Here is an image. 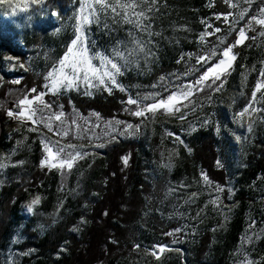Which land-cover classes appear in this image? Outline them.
I'll return each instance as SVG.
<instances>
[{"label":"rangeland","instance_id":"rangeland-1","mask_svg":"<svg viewBox=\"0 0 264 264\" xmlns=\"http://www.w3.org/2000/svg\"><path fill=\"white\" fill-rule=\"evenodd\" d=\"M49 1L59 4L66 2V0H43V3L41 0H0V21L3 28L7 31H18L21 24L30 19L32 12L46 11ZM163 2L164 0H157L153 11L147 13L149 20L145 23L150 25L147 32L134 29L133 25L124 22L120 17L114 20L111 15H104L100 24L86 26L87 39L93 43L95 52L111 54L114 46L123 50L125 44L131 49L135 47L129 43L133 36L145 45L144 52H137L135 56L130 57L132 64L122 76L117 77L118 82L126 89L123 92L113 88L109 94L102 88L86 89L81 83L78 88L71 90L61 88L57 94L53 95L45 87L49 83L45 76L66 53L60 54L61 49L68 44L71 37L74 39L76 36V17L80 14V0H72L64 11L54 9L50 13V19L55 23L54 27L43 37L38 47L27 50L23 61L5 53L0 48V86L5 74L35 72L42 78V91L29 95V99L38 93H46L43 99L52 105V111H63L65 114L63 123L55 120L48 122L52 124L54 132L62 133L65 130L68 132V135L64 137L54 135L44 127L43 123L21 122L10 117L12 121L4 126V142L10 141L11 145L0 152V162L6 165L0 168V187L6 179L8 170L17 164L13 158L20 152L31 149L35 143L40 146L41 162L45 156L41 140L45 138H50L53 142L59 140L62 145H77V150L89 154L74 163L71 170L76 173V176H80L86 164L99 158L100 152L107 145L117 141H133L138 145V159L143 179L150 184L151 191L145 196V207L137 223L141 235L138 240L141 243L112 264H209L213 247L237 216L242 220V229L237 242L228 252L225 264H249V262L262 264L264 261V174L258 175L250 182L241 181L240 174L246 166L248 156L251 158L264 152V148L260 149L257 143L264 137V110L252 112L249 108V114L243 117H238V113L252 101L256 84L264 83V77L261 76V72L264 71V35H260L264 31V26L254 24L255 31L246 28L249 19L258 16L260 9L264 8V0H249V2L234 0L232 3H238L237 7H230L227 3L229 13L233 14L229 16V21L233 22V31H229V24H225L223 20L221 31L215 35L206 36L204 42H201L199 33V43L195 52L188 53L182 50L179 54L177 70L148 81L149 75L155 70L159 44L176 46L181 41L191 40L186 34L188 24L175 23L170 25L172 34L166 36L161 43L159 37L161 32L155 21L154 10L163 6ZM245 9L247 13L243 19H240V13ZM69 10L70 13L63 19L62 15ZM53 12L56 15H53ZM216 21L217 19L213 18V22ZM104 24H107V28ZM208 24L211 22L205 23V32L211 33L218 28L214 27L209 31ZM241 28H245L249 38L245 39L243 44L233 48L236 59L231 62V67L221 74L223 84L219 91L213 89L220 85V80H217L211 88L207 87L214 79L213 76H209L203 83L192 89L188 99L180 101V105H186V107H180V112L168 115L160 109L154 115L146 113L144 117L131 114L137 106L126 103L129 97L140 99L150 94H159L155 97L158 100L161 97L167 98L170 93L178 91L180 87L195 85L207 68L215 66L218 62L220 50L239 38L238 32ZM130 32L133 36H129ZM218 37L223 38L225 43L220 44ZM213 48H216L217 55L209 64L201 66L197 63V56H207ZM145 53L149 54L146 56ZM7 57L12 59H6ZM93 63L98 65L99 61L93 60ZM251 75L255 76L251 97L242 108L235 111V104L243 96L246 82ZM161 77L165 79L162 81ZM13 80L16 81L18 78ZM86 90L91 91L92 95H85ZM261 92H264V89H261ZM261 92L256 94L259 103H253V107L257 109H264ZM113 93L125 97L121 107L122 117L104 118L98 113V118L95 111L81 113L72 101V98L76 97L95 100L102 95ZM51 97L67 98L68 102L65 105L58 104L52 101ZM151 103H153L152 99L143 100L141 107ZM18 111L19 108L16 107L14 113ZM49 114V110L45 109L44 115ZM40 115L37 113L36 119H39ZM181 115L183 119L178 118ZM73 120L76 124L72 123ZM115 121L122 123L115 124ZM109 122L112 124L109 125ZM126 124L133 125V129L124 131ZM137 125L138 130L135 129ZM249 125H251V131L248 130ZM29 128H37L38 131H28ZM192 128L196 130L192 131ZM201 130L210 131L216 139V167L225 173V182L222 185L211 181L209 177L210 183H205L201 176L203 171L200 169L197 175L182 173L174 176L181 151L191 153L190 138ZM237 136L240 137L239 141L236 139ZM17 141H23V143L18 145ZM100 144L104 146H95ZM51 171L62 173L55 168ZM217 186L224 191H217ZM72 192L69 189L68 192L62 191L61 194L69 195ZM36 195L39 194L31 192L21 206L18 217L14 220L12 234L0 251V264H34L40 259H32L35 252L22 250L20 247L27 239L23 231L31 216V213L26 211L25 205ZM37 206L38 204L34 206V209ZM83 224L84 221L83 223L79 221L77 229H80ZM176 229L181 231H175ZM29 231L41 237L46 233L47 228L34 225L29 227ZM149 232H155L154 243L148 241L151 236ZM205 232L210 234L208 251L201 261H192L190 254L193 246L197 238L202 237ZM61 251L63 252V249ZM31 259L33 261L30 262Z\"/></svg>","mask_w":264,"mask_h":264},{"label":"trees","instance_id":"trees-1","mask_svg":"<svg viewBox=\"0 0 264 264\" xmlns=\"http://www.w3.org/2000/svg\"><path fill=\"white\" fill-rule=\"evenodd\" d=\"M71 2L72 0H66L64 4H59L49 1L46 11L32 12L30 19L21 24L18 31L5 30L0 21V48L23 61L27 50L38 47L43 37L54 27L50 13L54 9L64 11ZM163 3V6L154 10L155 21L161 32V43L166 36L172 34L170 25L175 23L188 24L186 34L191 40L181 41L176 46L159 44L155 70L149 75L148 81L177 70L178 56L182 50L195 52L199 33H205V23L202 21L211 22V31L214 27H222L223 15L229 13L225 0H164ZM69 13L70 10L66 11L62 18L65 19ZM218 15L221 19L213 22V18ZM72 39L73 37L68 44ZM68 44L61 49L60 54L66 52ZM13 78H18L20 82L15 83ZM254 83L255 76L251 75L243 96L235 104V111L248 102ZM42 84V78L32 71L3 75L0 86V152L11 145L10 141L4 142V126L12 121L7 111L14 112L17 100L24 94L31 96L33 93L29 90L34 88L36 92L42 91ZM51 99L63 105L68 102L67 98ZM72 101L81 113L95 111L104 118H114L122 117L121 107L125 97L113 93L95 100L76 97ZM215 143L216 139L210 131L201 130L192 136L189 141L191 153L181 151L174 176L182 173L197 175L200 169L211 181L224 184L225 173L216 167ZM257 143L263 149L264 137ZM263 153L251 158L248 156L246 166L241 170V181L250 182L264 174ZM123 158H127L126 165ZM40 159L41 150L37 143L31 149L20 152L13 158L17 164L8 170L0 187V251L11 236L14 220L31 192H37L41 199L28 218L23 231L27 239L20 247L22 250H33L35 255L32 259L40 258L34 264H112L141 243L138 240L141 235L137 223L151 186L143 179L138 145L135 142L117 141L107 145L100 152L99 158L86 164L80 176H76L72 170L66 174L49 171L40 166ZM20 161L23 163H19ZM69 189L73 191L69 195L61 194ZM82 220L84 224L77 229ZM34 225L46 227V233L41 237L36 236L29 231V227ZM241 229L242 220L237 216L213 247L209 264H225L228 252L237 242ZM154 233L149 232L151 236L148 241L152 243L156 241ZM209 239L208 232L197 238L190 254L192 261L204 258ZM32 259L29 261H33Z\"/></svg>","mask_w":264,"mask_h":264},{"label":"snow or ice","instance_id":"snow-or-ice-1","mask_svg":"<svg viewBox=\"0 0 264 264\" xmlns=\"http://www.w3.org/2000/svg\"><path fill=\"white\" fill-rule=\"evenodd\" d=\"M230 7H237V4H233L231 0H225ZM249 2V0H245ZM43 3V0H41ZM157 0H80V14L76 17V36L71 42V46L68 47L65 55L60 59L57 65H54L52 70L47 73L45 79L49 81L45 87L53 95L57 94L61 88L65 90H71L78 88L81 83H83L86 89L92 88H102V90L107 91L111 94L113 88H118L120 91H126V89L118 82L117 77L122 76L124 71L132 64L130 57H133L137 52H144L145 45L136 40L133 36V33H129V36H133V39L129 41L130 44L135 45V47L129 49L128 45H124V49L114 46L111 54H104L93 51V43L87 39V27L91 24H100L101 19L104 15H111L115 20L117 17L123 19L124 22L133 25L134 29H139L147 32L150 28L149 24H146L145 21L149 20L148 12L153 11V8ZM247 13V9L242 10L240 13V19H243ZM56 15L55 12L52 13ZM232 13L223 15V20L225 24H229V31H233L232 23L229 21V16H232ZM216 19H221V16L218 15ZM235 19V18H234ZM202 23H206L202 21ZM254 24H259L264 26V8L260 9L258 16H253L249 19L246 28L250 31H255L253 27ZM104 27L107 28V24H104ZM207 27L211 28L212 25L208 24ZM220 28H215L211 33L205 32L201 34V42L205 41L206 36L215 35L217 32H220ZM149 35L151 33L149 32ZM264 35V31L260 33ZM238 39L234 43L228 45L227 47L220 50V58L218 62L213 67H208L204 75L195 82V85H186L180 87L178 91L170 93L167 98L161 97L160 99H155L159 94H150L149 96H144L140 99H134L129 97L126 101L129 105H136V109L131 112L132 115L138 117H144L146 113H152L153 115L160 109H163L164 112L168 115H173L176 112H180V107L186 105H180L181 100L188 99V94L192 89L201 83H203L209 76H213L211 84H208L207 87L211 88L212 85L216 84L217 80H220V85H217L214 91H219L220 87L223 84L221 80V74L225 73L228 68L231 67V62L236 59V54L233 52V48L237 45L243 44L245 39L249 37L246 35L245 28H241L238 32ZM255 39L256 37H250ZM220 44H224L225 40L219 38ZM121 43V42H118ZM219 47V45H217ZM149 53H145L147 56ZM217 55L216 48H213L209 51L207 56H197V63H200L201 66L209 64L213 57ZM6 59H12V57H7ZM93 60H98L99 64H94ZM122 62V63H121ZM179 62V61H178ZM223 66V67H222ZM23 67V65H21ZM219 70V71H218ZM261 76L264 77V71L261 72ZM165 78L161 77L163 81ZM19 83L20 81H14ZM155 87V86H154ZM261 89H264V83L258 82L256 84L255 90L252 93V101L249 105L240 113L238 117H243L245 114H249V108L252 109V112L261 111L264 109H257L253 107V103H259L256 99L257 92H261ZM199 90V89H197ZM30 93H35L36 89L29 90ZM46 93H38L32 99H29V94H24L21 98L17 100L18 112H13L12 110L7 111V115L13 119H16L21 122L31 121L33 124L43 123L44 127L48 129L49 132H53L54 135H60L62 137L67 136L68 132L65 130L61 132H54L53 126L50 122L51 120L58 121L63 123L64 112L52 111V105L44 101L43 96ZM85 95H92V92L86 90ZM152 99L153 103L144 105L141 107L143 100ZM261 99H264V92H261ZM180 105V106H177ZM62 107V106H61ZM45 109H48L50 114L45 116ZM174 110V111H173ZM37 113H40L39 119H36ZM99 118V114H95ZM183 119L181 115L178 117ZM73 124H76V121H72ZM121 121H115V124H121ZM207 123V121H205ZM112 122H109L111 125ZM133 125L126 124L124 131L133 129ZM135 129L138 130L139 126H135ZM195 128H192V131H195ZM248 130L251 131V125L248 126ZM28 131H38L37 128H29ZM168 135H173L168 133ZM115 139V137H112ZM179 139V137H177ZM236 139L239 141L240 137L237 136ZM183 143V141H180ZM23 141H17V144H22ZM43 146V152L45 153L44 158L40 162L42 168L47 167L49 171L53 168L60 170L62 173H65V170L70 171L73 168L74 163L85 158L88 153H82L78 149L77 145L66 144L62 145L59 140L52 141L50 138H45L41 140ZM96 147H103V144L95 145ZM72 149V151H68ZM14 154V153H13ZM123 162L127 164V158H123ZM19 163H23L20 161ZM219 164V162H217ZM6 165L0 162V168H4ZM202 179L205 183H210L206 174H201ZM217 191H224L223 188L217 186ZM41 197L36 195L29 203L25 205L26 211L28 213H33L34 206L39 204ZM83 223V220L81 221ZM74 231L77 229H73ZM175 231H181V229H176ZM172 235V233H169ZM251 239L250 237L248 238ZM138 247V246H137ZM251 264V262H249Z\"/></svg>","mask_w":264,"mask_h":264},{"label":"water","instance_id":"water-1","mask_svg":"<svg viewBox=\"0 0 264 264\" xmlns=\"http://www.w3.org/2000/svg\"><path fill=\"white\" fill-rule=\"evenodd\" d=\"M70 46H71V43H70Z\"/></svg>","mask_w":264,"mask_h":264},{"label":"bare ground","instance_id":"bare-ground-1","mask_svg":"<svg viewBox=\"0 0 264 264\" xmlns=\"http://www.w3.org/2000/svg\"><path fill=\"white\" fill-rule=\"evenodd\" d=\"M223 67V66H222ZM219 71V70H218Z\"/></svg>","mask_w":264,"mask_h":264}]
</instances>
